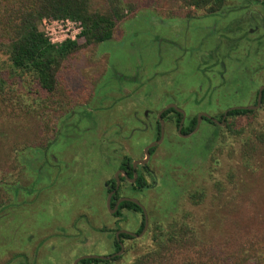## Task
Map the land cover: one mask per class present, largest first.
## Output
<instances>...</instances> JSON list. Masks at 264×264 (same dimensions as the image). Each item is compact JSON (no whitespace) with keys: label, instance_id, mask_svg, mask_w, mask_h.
<instances>
[{"label":"rangeland","instance_id":"obj_1","mask_svg":"<svg viewBox=\"0 0 264 264\" xmlns=\"http://www.w3.org/2000/svg\"><path fill=\"white\" fill-rule=\"evenodd\" d=\"M111 1L92 5L106 9ZM122 1L131 9L123 10L112 38L63 61V88L56 94L33 84L37 93L29 105L18 97L26 100L32 83L10 78L16 85L5 96L1 151L16 153L17 164L11 156L0 161V264H72L82 254L112 253L115 230L137 232L142 219L125 209L120 216L108 212L102 183L122 157H143L160 108L177 101L190 118L199 111L218 117L228 106L254 104L264 85L263 4L224 0L210 13L177 0ZM5 60L0 54V63ZM253 110L230 120L236 125L229 128L224 122L216 134L202 123L186 139L167 121L164 140L148 163L155 180L145 174L152 186L131 193L148 224L140 236L125 239L119 258L99 264H131L151 244L156 222L164 226L186 213L216 217L219 196L222 202L236 197L243 209L220 215L253 226L261 221L264 190L251 194L254 179L238 157L248 133L235 132L264 118L262 103ZM11 121L18 122L16 132L8 131ZM14 140L20 145L16 152ZM203 190L206 201L199 203Z\"/></svg>","mask_w":264,"mask_h":264},{"label":"trees","instance_id":"obj_2","mask_svg":"<svg viewBox=\"0 0 264 264\" xmlns=\"http://www.w3.org/2000/svg\"><path fill=\"white\" fill-rule=\"evenodd\" d=\"M177 1L187 6L206 8L210 13L224 3V0ZM245 1L264 5V0ZM92 2L94 0H0V54L6 56V60L0 63V135L6 130L2 120L5 118V106L8 104L6 97L14 92L16 85L14 79L10 78H18L21 81L24 79L27 83H32L27 90L28 95H25L26 100L24 95L18 97L29 105H31L29 96L36 92L33 90V84L38 91L48 95L56 94L63 88L59 72L63 61L83 46L110 40L116 24L124 17L123 10L131 9L130 4L122 0H112L108 8L101 10L95 9ZM43 18L79 21L83 29L76 39H66L54 44L40 28ZM261 103L264 106V90ZM254 113L253 109L230 110L225 119V126L229 128L236 125L230 121L233 118ZM194 123L195 120L189 127H192ZM256 124L257 126L252 129H250L253 126L252 123L242 124L238 130H235L237 134L248 133L243 140L238 157L254 179L251 194L256 190H264V118ZM9 125V132L18 130L16 128L18 122L15 124L11 121ZM12 125L15 126L12 127ZM214 126L216 134L220 128L217 125ZM182 132L187 130L182 129ZM26 140L28 138H23L21 142L24 143ZM3 143V139L0 138V161L11 156L10 158H14L12 162L17 164L16 153L7 155L6 151H1L4 147ZM11 146L14 152L20 148L15 140ZM29 146L31 144L27 147ZM232 156L236 158L237 153H232ZM138 184H141L140 180ZM218 189V193L214 195V201L215 196H219L224 188ZM202 193L199 203L206 201V192L203 190ZM220 200L219 196L216 201L218 206L216 217L213 214H207L196 218L186 213L179 220L172 218L173 220L164 226L156 222L151 229V244L139 252L131 264H252L249 262L264 261V215L254 226L245 224L239 216L229 215L243 210L236 197L224 202ZM120 207L139 210V206L130 201L123 202ZM220 211L229 214L220 215ZM116 247L118 249L117 241ZM116 258L119 256L114 259ZM100 262H107V260L85 258L80 261V264H99Z\"/></svg>","mask_w":264,"mask_h":264},{"label":"flooded vegetation","instance_id":"obj_3","mask_svg":"<svg viewBox=\"0 0 264 264\" xmlns=\"http://www.w3.org/2000/svg\"><path fill=\"white\" fill-rule=\"evenodd\" d=\"M256 102H257V97H256V101L254 104H256ZM254 104H249V105H254ZM167 105H170V106L168 108H165ZM240 106H246V105H240ZM231 107H235V106H228L218 117L206 111H199L196 114V116L191 117V118L188 117L186 109H184L181 105H179L177 101H169L163 107L160 108V110L156 114V120H155V126H154V140H152V141H157L160 139V142L156 143L153 147L149 149V157L147 158L146 162L145 163L137 162L134 165L135 161H141V160L146 159L144 148L146 145H148L152 141H150L148 144L144 146L143 157L138 158V159H130L128 156L122 157L120 160V163L118 164L117 168L113 172L112 176L102 183L103 184L102 187L104 191H106L105 206L108 212L112 213L113 215L120 216L122 214V210L125 209L127 211L128 210L131 211L132 214L139 213L142 219L140 221V226L137 232H134L128 229H123L121 227H118L115 230L114 251L110 254L105 255V256H108L109 258L103 259V260H107L108 262L110 260H114L116 256H120L124 251L125 239H131V238H136L140 236L144 232L148 224V216L146 215L143 205L132 194L138 191L147 190L149 187L152 186L151 184H149L148 177L145 174L150 175L151 177H153V179L155 177L154 173L149 169L148 163L151 159L152 154L154 153L155 148L159 144H161L162 141L164 140L166 122L169 121L170 119L173 120L176 123V134L178 135V137L186 139L194 135L202 123H208L209 125H212V126L214 125L221 126L225 122V119L227 118V114L230 110L228 112L226 111ZM144 115L145 117H147L149 115V111H145ZM193 120H195L194 125L192 127H189ZM182 129L187 130V132H182ZM138 180H140L141 184H138ZM125 185L127 186L126 188L127 193L124 192ZM108 197H110L109 207H107ZM126 201L135 203L137 206H139V210L136 208L120 207V205ZM101 230H105V229L103 228ZM121 235H126L127 237H122ZM116 241H117L118 249L116 247ZM89 254L104 255V254H97V253H87V254H82V255H89ZM78 257H76L75 259H77ZM81 260H79L77 264H80Z\"/></svg>","mask_w":264,"mask_h":264},{"label":"built area","instance_id":"obj_4","mask_svg":"<svg viewBox=\"0 0 264 264\" xmlns=\"http://www.w3.org/2000/svg\"><path fill=\"white\" fill-rule=\"evenodd\" d=\"M42 30L46 37L54 44L66 39H76L82 32V24L70 19L43 18L41 20Z\"/></svg>","mask_w":264,"mask_h":264},{"label":"water","instance_id":"obj_5","mask_svg":"<svg viewBox=\"0 0 264 264\" xmlns=\"http://www.w3.org/2000/svg\"><path fill=\"white\" fill-rule=\"evenodd\" d=\"M264 90V85H261L258 89V94H257V102L256 104L254 105H246V106H235V107H231L229 108L226 112H228L229 110L231 109H235V108H239V109H247V110H251V109H255L257 108L260 104H261V99H262V91ZM170 105H167L165 108H168ZM180 110V109H179ZM163 111V110H162ZM161 111V112H162ZM225 112V113H226ZM160 114V113H159ZM160 142V139L157 140V141H152L150 142L148 145L145 146L144 148V153H145V156H146V159L144 160H141V161H135L134 162V165L137 163V162H140V163H145L147 158L149 157V149L151 147H153L156 143ZM109 201H110V197L107 198V207H109ZM129 233V232H128ZM121 252V251H120ZM119 252V253H120ZM85 258H99V259H108L109 257L108 256H105V255H96V254H89V255H82L80 257H78L77 259L74 260L73 264H77V262L81 259H85Z\"/></svg>","mask_w":264,"mask_h":264}]
</instances>
